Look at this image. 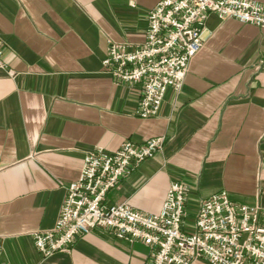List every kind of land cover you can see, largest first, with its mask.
Listing matches in <instances>:
<instances>
[{
    "label": "crops",
    "instance_id": "crops-1",
    "mask_svg": "<svg viewBox=\"0 0 264 264\" xmlns=\"http://www.w3.org/2000/svg\"><path fill=\"white\" fill-rule=\"evenodd\" d=\"M158 1L0 0L4 263L144 264L148 245L104 227L48 257L34 244L32 232L55 224L66 187L98 147L165 138L107 192V204L156 213L170 184L184 181L187 229L199 201L223 189L237 202L264 205V27L210 13L181 89H167L158 113L141 117L140 84L116 80L102 61L111 42H144Z\"/></svg>",
    "mask_w": 264,
    "mask_h": 264
},
{
    "label": "built area",
    "instance_id": "built-area-1",
    "mask_svg": "<svg viewBox=\"0 0 264 264\" xmlns=\"http://www.w3.org/2000/svg\"><path fill=\"white\" fill-rule=\"evenodd\" d=\"M210 13L264 27V4L254 0H159L148 12L139 46L111 42L103 65L118 81L140 84L137 112L158 113L167 89L180 90L191 59L203 46L202 28ZM0 38V55L3 52ZM163 136L138 144L123 142L109 151L98 147L84 158L81 173L66 187L59 216L49 229L32 232L43 257L65 251L80 234L104 227L116 237L151 248L144 264H264V205L233 200L226 190L203 198L192 229L185 228L191 186L173 181L161 209L143 213L105 196L121 178L164 146ZM264 193V189L262 190ZM2 243L0 241V264Z\"/></svg>",
    "mask_w": 264,
    "mask_h": 264
}]
</instances>
